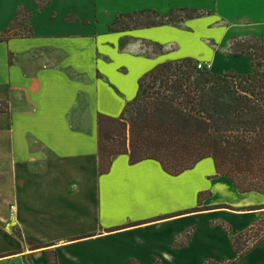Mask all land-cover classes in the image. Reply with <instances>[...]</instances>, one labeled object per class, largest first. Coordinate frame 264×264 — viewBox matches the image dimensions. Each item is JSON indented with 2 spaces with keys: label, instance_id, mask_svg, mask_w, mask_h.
Listing matches in <instances>:
<instances>
[{
  "label": "crops",
  "instance_id": "crops-1",
  "mask_svg": "<svg viewBox=\"0 0 264 264\" xmlns=\"http://www.w3.org/2000/svg\"><path fill=\"white\" fill-rule=\"evenodd\" d=\"M180 8L203 14L108 30L119 13ZM0 34V264L235 257L222 224L246 229L261 212L247 208L264 199L211 203L197 190L184 206L181 176L200 165L206 180L224 176L210 157L171 175L156 160L117 154L101 173L97 116H120L139 78L161 62L197 58L216 71L227 57L250 65L226 70L250 72V57L229 50L233 40L264 35V0H0ZM223 205L231 208L214 207ZM231 264H264V240Z\"/></svg>",
  "mask_w": 264,
  "mask_h": 264
},
{
  "label": "trees",
  "instance_id": "trees-1",
  "mask_svg": "<svg viewBox=\"0 0 264 264\" xmlns=\"http://www.w3.org/2000/svg\"><path fill=\"white\" fill-rule=\"evenodd\" d=\"M202 14L187 8L166 15L153 9L119 13L108 30L149 27ZM230 49L233 55H248L253 69L214 73L197 68L190 57L161 62L139 78L137 94L120 116L98 114L99 172L109 169L113 156L124 153L131 163L156 160L171 175L210 157L216 174L226 176L239 192L264 195V35L233 40ZM255 208L264 205L247 209ZM261 221L234 234L222 224L235 257L222 263L207 259L204 264H231L262 242L264 230L248 242L250 233L260 230Z\"/></svg>",
  "mask_w": 264,
  "mask_h": 264
},
{
  "label": "rangeland",
  "instance_id": "rangeland-1",
  "mask_svg": "<svg viewBox=\"0 0 264 264\" xmlns=\"http://www.w3.org/2000/svg\"><path fill=\"white\" fill-rule=\"evenodd\" d=\"M178 20L179 19H176L173 22H178ZM4 35L5 34H0V38L3 37ZM155 49H157V46L153 45L152 50H155ZM167 51H168V56L171 57L172 54L170 53L171 51L170 45L167 46ZM229 51L231 52L232 49H230ZM192 59H193V63L195 64V66L198 61H201L197 58H192ZM202 62H206V61H202ZM249 65L250 63H247V61L245 60H236V59L223 57V58H218L215 61V68H216V71L218 72H216L213 69L212 64H211V67L207 70H210L214 73H223L219 71H224V72L230 71V70H226V68L227 69L232 68L238 71H248ZM251 69L253 68L251 67ZM204 171H205V167L203 165H200L196 168L194 172H189V173L184 174L183 176L180 177V179H178L175 182L177 186H183L184 188L179 198L184 206H188L195 202V196H196L197 190H201L202 192L200 194L201 199H205L207 202H211V203L225 201L228 203V205L229 204L236 205L235 202L242 200V198H243V201L248 200L251 202L256 201L257 199L258 201H262V199H264V196L257 192H248L240 196L235 186L227 179V177L222 176L218 179L206 180L204 176H202ZM209 192H211V194H209ZM259 213L260 214L258 216V219L260 218L262 220L260 222V227H258V229L260 230H253L250 233V238L248 241L250 243L256 239V235L252 237L253 234H259L262 230H264V208L261 209V212Z\"/></svg>",
  "mask_w": 264,
  "mask_h": 264
},
{
  "label": "built area",
  "instance_id": "built-area-1",
  "mask_svg": "<svg viewBox=\"0 0 264 264\" xmlns=\"http://www.w3.org/2000/svg\"><path fill=\"white\" fill-rule=\"evenodd\" d=\"M196 67L199 68V69H209L211 67V63L210 62L198 61L196 63Z\"/></svg>",
  "mask_w": 264,
  "mask_h": 264
}]
</instances>
